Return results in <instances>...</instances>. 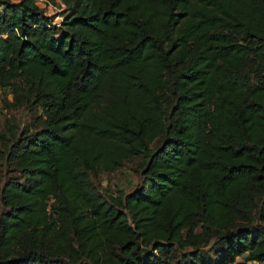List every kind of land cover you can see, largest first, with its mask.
<instances>
[{
    "label": "trees",
    "instance_id": "trees-1",
    "mask_svg": "<svg viewBox=\"0 0 264 264\" xmlns=\"http://www.w3.org/2000/svg\"><path fill=\"white\" fill-rule=\"evenodd\" d=\"M37 1L0 0V264H264V0Z\"/></svg>",
    "mask_w": 264,
    "mask_h": 264
},
{
    "label": "rangeland",
    "instance_id": "rangeland-1",
    "mask_svg": "<svg viewBox=\"0 0 264 264\" xmlns=\"http://www.w3.org/2000/svg\"><path fill=\"white\" fill-rule=\"evenodd\" d=\"M17 1V0H11ZM48 15H57L61 8L58 5L52 3V1H43L40 5ZM60 20L59 16L55 17L54 22L58 23ZM4 91L0 90V126L3 124L5 118H9L17 123L22 124V122L27 118L25 111L23 110H8L2 100L4 96ZM155 146V145H153ZM142 162V157H134L126 162L121 168L110 173H99L95 175L94 181L101 192L104 194H116L119 190L128 192L133 190L139 185V164ZM0 186L3 184L7 177L15 175L14 173L5 170V165L3 160H0ZM4 207L0 202V212L4 211ZM238 260H241L239 258ZM249 264H257L256 262H250Z\"/></svg>",
    "mask_w": 264,
    "mask_h": 264
},
{
    "label": "built area",
    "instance_id": "built-area-1",
    "mask_svg": "<svg viewBox=\"0 0 264 264\" xmlns=\"http://www.w3.org/2000/svg\"><path fill=\"white\" fill-rule=\"evenodd\" d=\"M43 1H45V0H38V1H37L38 5L40 6V5L42 4ZM46 1H48V0H46ZM40 7H41V6H40Z\"/></svg>",
    "mask_w": 264,
    "mask_h": 264
}]
</instances>
